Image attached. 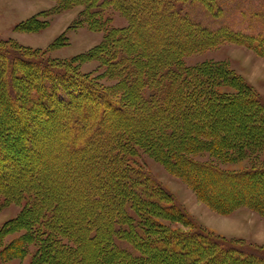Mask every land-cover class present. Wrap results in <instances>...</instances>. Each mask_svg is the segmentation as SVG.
<instances>
[{"label": "trees", "instance_id": "1", "mask_svg": "<svg viewBox=\"0 0 264 264\" xmlns=\"http://www.w3.org/2000/svg\"><path fill=\"white\" fill-rule=\"evenodd\" d=\"M60 2H84L105 23L111 5L129 23L107 30L100 52L113 84L74 60L0 39V120L7 122L0 125V197L25 199L17 222L39 240L38 257L53 264H264L263 248L196 225L136 165L142 152L161 161L220 213L242 204L264 213V97L225 62L186 61L225 42L264 56V36L190 17V5L213 13L217 0ZM147 19L154 26L166 20L172 31L149 35L140 25ZM246 158L251 163L240 170L221 166ZM243 188L248 194L238 193ZM13 245L5 248L26 250Z\"/></svg>", "mask_w": 264, "mask_h": 264}, {"label": "rangeland", "instance_id": "2", "mask_svg": "<svg viewBox=\"0 0 264 264\" xmlns=\"http://www.w3.org/2000/svg\"><path fill=\"white\" fill-rule=\"evenodd\" d=\"M188 12L193 20L211 28L229 26L246 34L264 36V0H217L213 13L197 3L190 5ZM103 15L108 22H97L84 2L63 6L60 0H0V39H11L31 50L43 51L50 57L74 60L83 73L102 83L113 84L116 79L108 72L109 67L100 52L107 30L128 25L129 18L111 5L104 8ZM163 23L154 26L147 19L142 20L140 25L150 35L153 30L156 33L163 29L171 30L169 22L165 20ZM169 33L166 36L170 38ZM205 60L227 63L264 97V56L237 42H225L186 57L188 64ZM1 118L0 125L6 124L5 119ZM198 158L209 159V155H198ZM137 163V167L145 170L155 182L171 192L174 200L189 213L196 225L223 238L240 241L245 248L248 245L253 249H264L263 212L242 204L229 213H220L161 161L142 152L137 156ZM250 163V159L246 158L222 163L221 166L240 170ZM228 183L224 182V185L228 187ZM236 185L235 181L230 184V193L235 192V189L237 191V188L231 190ZM238 193L246 192L243 188ZM25 203V199L7 202L4 197H0V264H53L44 253L38 257L39 240L29 237L27 227L17 222ZM172 226L180 224L173 222ZM12 241V248L23 243L26 250L17 253L12 252L10 247L7 250L5 247Z\"/></svg>", "mask_w": 264, "mask_h": 264}, {"label": "bare ground", "instance_id": "3", "mask_svg": "<svg viewBox=\"0 0 264 264\" xmlns=\"http://www.w3.org/2000/svg\"><path fill=\"white\" fill-rule=\"evenodd\" d=\"M45 126V125H44ZM44 128V127H43ZM22 137V136H21ZM17 166V165H16ZM22 168V167H21ZM26 168V167H25ZM20 169V168H19ZM23 169V168H22ZM19 171V170H18ZM17 171V172H18ZM26 171V170H25ZM20 173V172H19ZM11 174V173H10ZM24 178V177H23ZM15 190V189H14ZM17 190V189H16ZM18 194H20V193H18ZM21 195V194H20ZM16 196V195H15ZM12 198V197H11ZM14 198V197H13ZM16 199V198H15Z\"/></svg>", "mask_w": 264, "mask_h": 264}]
</instances>
